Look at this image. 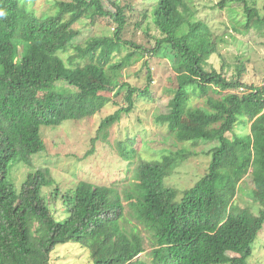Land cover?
I'll use <instances>...</instances> for the list:
<instances>
[{
  "label": "trees",
  "instance_id": "1",
  "mask_svg": "<svg viewBox=\"0 0 264 264\" xmlns=\"http://www.w3.org/2000/svg\"><path fill=\"white\" fill-rule=\"evenodd\" d=\"M25 1L0 0V264H58L52 253L71 243L84 248L83 264H252L264 224V82H248L238 40L255 22L264 24V14L248 0L206 4L230 16L234 36L228 33L227 42L225 31L216 34L196 19L194 0H141L148 8L136 13L132 0H107L110 8L103 0H54L40 14ZM73 14L90 24L106 18L114 30L76 44L81 30L65 21ZM204 35L214 36L211 50L201 43ZM167 56V110L156 120L170 133L145 139L159 155H139L135 136L117 140L127 175L111 184L79 178L62 185L50 167L36 166L46 148L43 127L91 117L111 104L89 151L98 138L108 141V129L138 97L152 99L153 67ZM139 60L141 86L123 76ZM194 97L203 101L198 108ZM185 117L199 129L192 145L202 144L210 162L180 192L167 178L192 150L171 138L188 129ZM19 165L25 170L16 185L12 170ZM248 180L260 183L257 191L245 187L256 213L234 203Z\"/></svg>",
  "mask_w": 264,
  "mask_h": 264
},
{
  "label": "rangeland",
  "instance_id": "2",
  "mask_svg": "<svg viewBox=\"0 0 264 264\" xmlns=\"http://www.w3.org/2000/svg\"><path fill=\"white\" fill-rule=\"evenodd\" d=\"M53 1L27 0L25 2L40 14L50 8ZM103 1L106 8H110L107 0ZM124 1L122 0V2ZM194 1L198 3V9L195 13L196 19L205 21L210 26V30L216 34L225 31L226 41L230 42L233 30H231L232 23L230 16L227 15V11L219 10V8H210L209 6L204 7L206 4H213L217 0ZM248 1L254 3L258 11L264 14V0ZM132 3L133 13L148 8V3L141 0H132ZM200 5H203V7H200ZM92 11L93 9L87 10L85 15H89ZM127 15H130V12ZM234 16L238 20L240 19L238 14ZM65 21L69 28H79L81 30L73 42L84 45L92 42L95 37L109 34L115 27L106 18H97L93 24H90L88 19L78 14L67 16ZM225 24L228 25L227 29L225 28ZM228 33H231V35ZM137 38L145 45H148L146 38L141 36ZM213 38L214 36L204 35L201 38L202 45L207 46V49L211 50L213 48ZM238 45H241L243 49L242 60L246 66L245 74L248 82L258 84L264 82V24L255 22L248 34L239 36ZM238 45L235 46L238 47ZM69 51L71 52V50ZM222 52L228 56L231 53L226 43L223 44ZM158 60L159 63L153 67L154 82L151 88L154 92L152 99L138 97L134 109L128 115H125L119 123L114 124L108 129V141L98 138L93 144V151H89L91 148V138L96 135V128L101 116L115 109V106L111 104L107 105L102 113H97L91 117L76 121L69 120L55 128L43 127L42 137L46 148L45 151L35 156L36 166L50 167L53 175L62 185L71 180L76 181L79 178L97 183L111 184L113 182H121L127 175L125 172V161L116 154L115 146L117 140H123L128 136H135L136 139L133 146L139 155L146 156L147 158L159 155L161 153L158 151L159 149H154L145 144V139L147 138L155 137L159 139L161 137L160 134L164 135L167 133L169 135L170 133L165 123L160 124L157 122L156 116L167 110L166 103L169 94L164 91L163 86L166 85V80L172 74V71L168 65V56ZM140 67L141 61L139 60L124 69V79L141 86L142 82H144L145 69H140ZM120 96L121 94L117 98H120ZM192 101L193 108H198L203 104V101L196 97ZM183 122L188 129L185 132L177 131L172 135L170 134L171 138L175 139L178 147L184 146L193 151L190 150L191 153L175 168V172L167 178V183L176 187L180 192L193 185L208 170L210 162V155L200 151L202 144L192 145L193 138L191 135H196L199 132L197 124L187 121L186 117L183 118ZM177 135L179 138L176 140ZM24 170L22 165L13 167L12 172L16 185H19L22 180ZM230 184L235 191L238 184L232 181ZM259 185L260 183L258 182L248 180L234 195V203L240 206L251 205V210L256 213L257 208L252 204L250 197L246 195L247 190L245 191V187H250L257 191ZM119 187L121 188V186ZM126 210L128 211L129 209L127 208ZM129 218L131 217L129 216ZM131 220L135 222L134 219L131 218ZM138 228H141L140 224H138ZM141 235L147 238L145 244H149L148 242L152 240V237L145 230L141 232ZM254 244V251L249 261L252 264H264V224ZM65 245H61L63 247L56 249L52 253V261L58 264H83L85 262V250H83L84 248L81 245L78 246L72 243L70 244L72 245L71 247ZM150 248L148 247L146 252H149ZM225 254L229 257L228 254L230 253L226 252Z\"/></svg>",
  "mask_w": 264,
  "mask_h": 264
},
{
  "label": "clouds",
  "instance_id": "3",
  "mask_svg": "<svg viewBox=\"0 0 264 264\" xmlns=\"http://www.w3.org/2000/svg\"><path fill=\"white\" fill-rule=\"evenodd\" d=\"M4 15L5 13L2 10H0V16H4Z\"/></svg>",
  "mask_w": 264,
  "mask_h": 264
}]
</instances>
